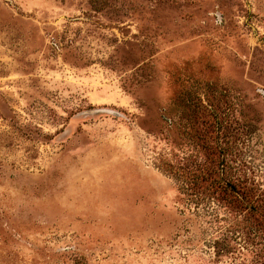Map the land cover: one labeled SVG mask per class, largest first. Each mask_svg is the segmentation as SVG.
Listing matches in <instances>:
<instances>
[{"label":"rangeland","instance_id":"1","mask_svg":"<svg viewBox=\"0 0 264 264\" xmlns=\"http://www.w3.org/2000/svg\"><path fill=\"white\" fill-rule=\"evenodd\" d=\"M194 111L264 206V0H0V264H264L160 169Z\"/></svg>","mask_w":264,"mask_h":264},{"label":"trees","instance_id":"2","mask_svg":"<svg viewBox=\"0 0 264 264\" xmlns=\"http://www.w3.org/2000/svg\"><path fill=\"white\" fill-rule=\"evenodd\" d=\"M200 117L198 111L193 112L187 136L202 152L201 158L161 161L160 169L174 179L178 191L188 198L196 202L226 201L232 210L264 226V206L256 204L251 194V187H257L256 184L233 173L228 159L229 147L218 137L222 123L212 121L209 124Z\"/></svg>","mask_w":264,"mask_h":264}]
</instances>
